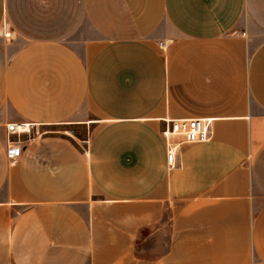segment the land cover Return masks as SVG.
Instances as JSON below:
<instances>
[{
    "label": "crops",
    "instance_id": "1",
    "mask_svg": "<svg viewBox=\"0 0 264 264\" xmlns=\"http://www.w3.org/2000/svg\"><path fill=\"white\" fill-rule=\"evenodd\" d=\"M257 262L264 0H0V264Z\"/></svg>",
    "mask_w": 264,
    "mask_h": 264
},
{
    "label": "built area",
    "instance_id": "2",
    "mask_svg": "<svg viewBox=\"0 0 264 264\" xmlns=\"http://www.w3.org/2000/svg\"><path fill=\"white\" fill-rule=\"evenodd\" d=\"M6 39H12L10 32H5ZM9 134L27 132L25 124H10L7 128ZM167 138V160L171 167L177 164V149L179 143L171 140L172 136L182 138L183 142H206L211 138V121L203 119H180L169 122V125L163 130ZM19 148L15 146L8 147V155L13 157L18 154ZM255 264H261L259 262Z\"/></svg>",
    "mask_w": 264,
    "mask_h": 264
},
{
    "label": "rangeland",
    "instance_id": "3",
    "mask_svg": "<svg viewBox=\"0 0 264 264\" xmlns=\"http://www.w3.org/2000/svg\"><path fill=\"white\" fill-rule=\"evenodd\" d=\"M19 38H15L14 40H17ZM54 39H58L67 43H73L76 39H80V38H54ZM79 131V130H77Z\"/></svg>",
    "mask_w": 264,
    "mask_h": 264
}]
</instances>
